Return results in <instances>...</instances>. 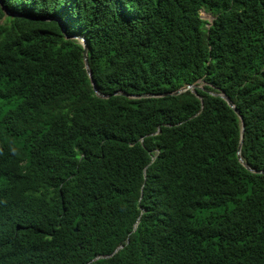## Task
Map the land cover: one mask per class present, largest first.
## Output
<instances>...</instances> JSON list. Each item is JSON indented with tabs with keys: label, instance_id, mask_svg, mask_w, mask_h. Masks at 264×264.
Listing matches in <instances>:
<instances>
[{
	"label": "trees",
	"instance_id": "trees-1",
	"mask_svg": "<svg viewBox=\"0 0 264 264\" xmlns=\"http://www.w3.org/2000/svg\"><path fill=\"white\" fill-rule=\"evenodd\" d=\"M80 38L103 95L223 92L264 172V0H0V264H264L235 112L101 99Z\"/></svg>",
	"mask_w": 264,
	"mask_h": 264
},
{
	"label": "water",
	"instance_id": "water-1",
	"mask_svg": "<svg viewBox=\"0 0 264 264\" xmlns=\"http://www.w3.org/2000/svg\"><path fill=\"white\" fill-rule=\"evenodd\" d=\"M7 15L9 16H12L8 13H6ZM80 43L82 44L83 46V62H84V66H85V70L87 72V75L90 79V82H91V85H92V88H93V91L94 93L96 94L97 97L101 98V99H108L110 98L111 96H114V95H122V96H125L127 98H133V99H142V98H160V97H166V96H177L185 91H190L191 93H193L195 96L196 95V90H203L204 92H207L209 95L211 96H214V97H218V98H221L223 99L227 105L235 112V114L238 116L240 122H241V140H240V144L238 146V151H237V158H238V161L247 169H249L250 171L252 172H256V173H264L262 171H255V170H252L250 169L245 163L244 161L242 160L241 158V154H240V149H241V144H242V133H243V119H242V116L239 114V111L235 108L234 104L232 103V101L223 93V92H210L206 89H203L202 86L200 85V81H197L196 83H193V84H190V85H186V86H183L181 87L180 89L174 91V92H171V93H167V94H143V95H128V94H125V93H121V92H115L111 95H103L101 94L95 83L93 82L92 80V75H91V72L89 70V65H88V60H87V46L85 45V42H84V39L80 38L79 39ZM199 99L201 100V97H199ZM158 133H159V130H158Z\"/></svg>",
	"mask_w": 264,
	"mask_h": 264
},
{
	"label": "rangeland",
	"instance_id": "rangeland-1",
	"mask_svg": "<svg viewBox=\"0 0 264 264\" xmlns=\"http://www.w3.org/2000/svg\"><path fill=\"white\" fill-rule=\"evenodd\" d=\"M200 16L203 20L207 21V22H211L213 19V16L210 15L209 13H205L203 11L200 12ZM200 85L202 86L203 83H200Z\"/></svg>",
	"mask_w": 264,
	"mask_h": 264
}]
</instances>
